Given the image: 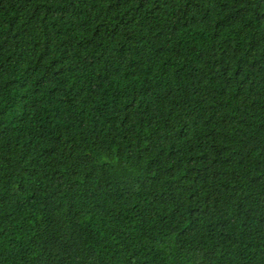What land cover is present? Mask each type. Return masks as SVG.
<instances>
[{
    "label": "trees",
    "instance_id": "trees-1",
    "mask_svg": "<svg viewBox=\"0 0 264 264\" xmlns=\"http://www.w3.org/2000/svg\"><path fill=\"white\" fill-rule=\"evenodd\" d=\"M0 264H264V0H0Z\"/></svg>",
    "mask_w": 264,
    "mask_h": 264
}]
</instances>
